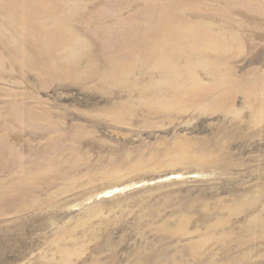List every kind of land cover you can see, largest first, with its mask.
<instances>
[{"label":"rangeland","instance_id":"374dc122","mask_svg":"<svg viewBox=\"0 0 264 264\" xmlns=\"http://www.w3.org/2000/svg\"><path fill=\"white\" fill-rule=\"evenodd\" d=\"M93 1L94 13L127 4ZM156 3L136 0L124 16ZM256 21L264 27V20ZM255 35L258 49L236 62L239 75L264 71V29ZM2 48L0 138L28 146L15 154L18 160L44 158L66 175L48 178L52 192L62 194L54 204L0 218V264H264V123L255 131L246 129V139L225 140L234 161L228 168L177 165L176 142L212 136L224 142L223 130L232 124L218 113L167 120L142 112L115 123L105 113L109 99L104 94L59 82L42 86L33 74L20 78ZM13 91L41 99L54 112L55 124L68 131L48 132L18 121ZM237 107L244 110L243 95ZM63 115L65 122L58 118ZM52 138L55 151L47 148ZM1 151L3 181L19 169H7L9 156ZM189 156L209 157L193 150Z\"/></svg>","mask_w":264,"mask_h":264},{"label":"bare ground","instance_id":"6f19581e","mask_svg":"<svg viewBox=\"0 0 264 264\" xmlns=\"http://www.w3.org/2000/svg\"><path fill=\"white\" fill-rule=\"evenodd\" d=\"M135 1L94 13L93 0H0V46L18 70L12 69V76L33 74L42 86L59 82L104 94L109 99L105 113L119 124L140 112L167 120L221 114L232 124L223 130L224 142L215 136L179 141L172 152L177 165L228 168L234 162L228 152L231 143L246 139V129L252 132L264 123V71L239 75L235 68L239 59L258 49L252 41L255 31L264 29L256 21L264 20V0H154L153 6L125 17ZM2 63L0 58L3 68ZM26 95L12 92L18 121L48 132L68 131L55 124L45 102ZM239 95L244 110L237 107ZM23 104L27 106L21 108ZM65 117L58 118L62 122ZM56 140H49L48 150L58 148ZM13 141L0 138V147L10 154L1 151L10 157L7 169H19L0 181V218L54 204L62 194L52 192L48 178L66 175L44 158L18 160L15 154L28 146ZM190 150L209 157H190Z\"/></svg>","mask_w":264,"mask_h":264}]
</instances>
